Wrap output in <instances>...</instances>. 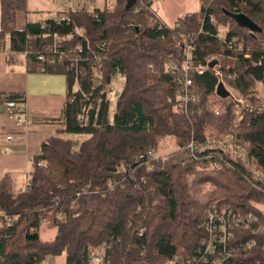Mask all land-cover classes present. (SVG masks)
I'll list each match as a JSON object with an SVG mask.
<instances>
[{"label":"trees","instance_id":"1","mask_svg":"<svg viewBox=\"0 0 264 264\" xmlns=\"http://www.w3.org/2000/svg\"><path fill=\"white\" fill-rule=\"evenodd\" d=\"M126 2L17 26L26 0H0V42L24 52L30 69L65 74L55 117L68 133L43 139L23 189L8 171L0 175V256L40 264L64 251L65 264H164L195 251L211 216L251 210L258 218L234 225L230 241H254L231 264H264V102L250 96L234 123L232 112L236 97L264 81V0H199L173 25L151 18L153 0ZM218 24L226 25L222 33ZM53 32L63 46L77 44L72 56L37 57ZM117 72L120 92L109 103L105 89ZM16 95L23 98L7 97ZM166 134L177 147L149 155ZM42 224L54 227L51 238L40 236Z\"/></svg>","mask_w":264,"mask_h":264},{"label":"crops","instance_id":"2","mask_svg":"<svg viewBox=\"0 0 264 264\" xmlns=\"http://www.w3.org/2000/svg\"><path fill=\"white\" fill-rule=\"evenodd\" d=\"M115 0H26V10L16 13V25L26 21L53 17L68 10L85 6L87 9L112 6ZM199 2V0H198ZM200 3V2H199ZM196 7L193 10H198ZM152 7L166 25L175 24L181 13L176 14L173 23L166 22L163 13ZM7 42H0V175L8 171L14 187L24 185V173H30L32 156L40 149L41 142L50 134L65 137L64 125L56 119V114L66 98L65 74L61 71L30 69L27 67L24 52H9ZM8 93H22L15 96L19 107L32 115L29 126L15 124L5 109ZM7 135H11L7 139ZM74 135V134H70ZM52 237V236H51ZM49 237V238H51ZM44 264H65V252L47 254Z\"/></svg>","mask_w":264,"mask_h":264},{"label":"built area","instance_id":"3","mask_svg":"<svg viewBox=\"0 0 264 264\" xmlns=\"http://www.w3.org/2000/svg\"><path fill=\"white\" fill-rule=\"evenodd\" d=\"M153 3V2H152ZM152 15L151 18H156L161 21L159 15L152 7L150 6ZM62 17V16H61ZM58 17V18H61ZM213 15L211 19H213ZM76 32L81 33L82 27L76 26ZM218 36L221 37V33L217 32ZM76 45L65 47L62 43L59 42V36L56 32H53V39L49 47L45 50H38L36 55L38 58L52 62L57 59H61L66 55H71L76 48ZM192 43L187 41L184 54L185 61L183 63L184 68V78L182 79L183 85L181 87L182 91V101L183 105H186L187 95H188V85L191 83L190 78L187 76L185 69L189 66L188 57L190 56V49ZM195 68L198 71L203 70L202 64H196ZM120 75L118 72L116 75L107 83L105 89V96L109 103H112L120 92ZM179 79V78H178ZM194 98L195 95L192 94ZM5 109L9 117L14 121L15 124L29 126L32 124L33 119L31 113L27 110H22L17 101L14 98L8 97L5 99ZM232 112L235 113V109L232 108ZM85 113L81 112L80 117L85 118ZM11 135H7L9 139ZM191 145V142L189 143ZM149 155H154L153 150L149 151ZM39 163H45V159H40ZM25 179L29 176V173H24ZM24 185L20 188L23 189ZM258 217L249 210L246 215H214L211 216L207 223V236L201 239L200 244L195 248V251L188 256H179L174 255L171 259V264H231V258L236 254L237 250L240 248H245L253 243V237H245L234 242L230 241V238L233 236L232 227L234 225L240 226L241 224L247 225L251 221L256 220ZM259 229H262V225L259 226ZM264 244V240H263ZM98 255L95 253L91 254V260L96 262L98 260ZM0 264H6L3 261L2 256H0ZM40 264H44L43 259H41ZM251 264H260L258 260H253Z\"/></svg>","mask_w":264,"mask_h":264},{"label":"rangeland","instance_id":"4","mask_svg":"<svg viewBox=\"0 0 264 264\" xmlns=\"http://www.w3.org/2000/svg\"><path fill=\"white\" fill-rule=\"evenodd\" d=\"M198 0H153V6H156L159 11L163 13V18L166 22L173 23L176 14H183L186 11L193 10L198 7ZM220 32L226 28L225 24H218ZM250 96L256 97V103L262 105L264 102V81H255L247 96L236 97L238 103L233 105L232 108L235 109V119L233 123L236 122L242 113L244 106H248L251 103L249 100ZM74 137L77 135L74 134ZM219 143H222L220 141ZM177 147L175 138L172 134H166L159 141L158 146L153 150L154 155H164L174 150ZM259 206L264 210V204H259ZM39 234L43 238H49L54 234V227L42 224L39 228ZM164 264H171L170 260H167Z\"/></svg>","mask_w":264,"mask_h":264},{"label":"water","instance_id":"5","mask_svg":"<svg viewBox=\"0 0 264 264\" xmlns=\"http://www.w3.org/2000/svg\"><path fill=\"white\" fill-rule=\"evenodd\" d=\"M132 2L133 0H127L126 5L130 6ZM231 15L241 22H244L247 20V16L240 12H231Z\"/></svg>","mask_w":264,"mask_h":264}]
</instances>
